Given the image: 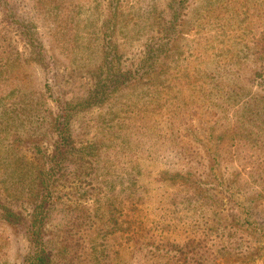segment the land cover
I'll return each mask as SVG.
<instances>
[{"label": "rangeland", "instance_id": "obj_1", "mask_svg": "<svg viewBox=\"0 0 264 264\" xmlns=\"http://www.w3.org/2000/svg\"><path fill=\"white\" fill-rule=\"evenodd\" d=\"M260 4L0 0V264H264Z\"/></svg>", "mask_w": 264, "mask_h": 264}, {"label": "trees", "instance_id": "obj_2", "mask_svg": "<svg viewBox=\"0 0 264 264\" xmlns=\"http://www.w3.org/2000/svg\"><path fill=\"white\" fill-rule=\"evenodd\" d=\"M217 1V0H215ZM252 10H253V14H252V36H256L258 33H264V6L263 5H256V6H252ZM134 15V13L132 15H130V17H132ZM173 33V32H172ZM172 33H168V37L172 36ZM160 50H164V46H160L159 48ZM264 54V49L261 51ZM262 60L264 59V56L260 57ZM149 68V66L147 67V69ZM144 73L147 74V70L144 68V66H142L141 68ZM141 70V71H142ZM107 75H105V77L103 78L104 82H108V81H112L113 84H115L119 78L122 79V75L121 76H117V72L114 71L113 73L108 72L107 71ZM230 73V71L228 72ZM169 76H171V74H168ZM229 79V78H228ZM106 85V84H105ZM209 86V84H208ZM258 106H256L255 110L257 109ZM61 146H60V152L62 151V158L60 160V162L56 163L55 169L57 167L63 166L64 164H62L66 159H67V155L69 152L73 151L76 147V145H74L73 140L70 136V132L68 129V122L65 123V130L63 132V136H62V140H61ZM178 144L181 143L180 140L176 141ZM215 152V151H214ZM217 153V152H215ZM51 185L48 184V188H50ZM45 210V205L44 207H41V209L38 211L36 210V218H37V214L41 213V215L43 214V211ZM46 212V210L44 211ZM6 217L8 219H12L15 218V224H20L21 223V218L17 217V215L14 212L11 211H6L5 212ZM28 228L30 229V235L32 236L31 239L34 242L33 245V262L31 264H50V256L49 254H47L48 250L46 247V239H45V235L42 232V228L43 225L41 222L37 223V222H33L30 225H28Z\"/></svg>", "mask_w": 264, "mask_h": 264}]
</instances>
